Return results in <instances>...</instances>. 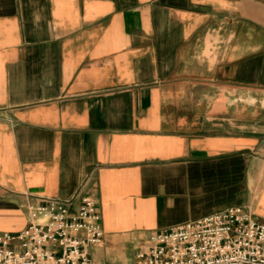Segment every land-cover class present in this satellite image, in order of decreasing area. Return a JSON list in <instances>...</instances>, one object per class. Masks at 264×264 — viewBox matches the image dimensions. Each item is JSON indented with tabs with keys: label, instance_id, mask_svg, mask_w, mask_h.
Wrapping results in <instances>:
<instances>
[{
	"label": "crops",
	"instance_id": "crops-1",
	"mask_svg": "<svg viewBox=\"0 0 264 264\" xmlns=\"http://www.w3.org/2000/svg\"><path fill=\"white\" fill-rule=\"evenodd\" d=\"M91 195L100 264L230 206L264 218V0H0V231Z\"/></svg>",
	"mask_w": 264,
	"mask_h": 264
},
{
	"label": "built area",
	"instance_id": "built-area-1",
	"mask_svg": "<svg viewBox=\"0 0 264 264\" xmlns=\"http://www.w3.org/2000/svg\"><path fill=\"white\" fill-rule=\"evenodd\" d=\"M25 208L21 230L0 231V264H100L88 253L104 237L91 195L31 196ZM135 264H264V218L236 205L154 231Z\"/></svg>",
	"mask_w": 264,
	"mask_h": 264
}]
</instances>
